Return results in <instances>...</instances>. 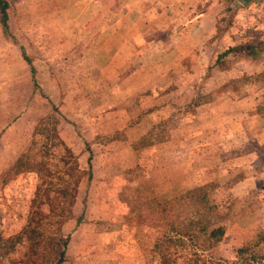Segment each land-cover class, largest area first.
Returning <instances> with one entry per match:
<instances>
[{
	"label": "rangeland",
	"instance_id": "obj_1",
	"mask_svg": "<svg viewBox=\"0 0 264 264\" xmlns=\"http://www.w3.org/2000/svg\"><path fill=\"white\" fill-rule=\"evenodd\" d=\"M9 1L11 32L35 66L38 87L20 48L0 33L4 236L21 231L35 209V190L48 187L35 172L10 168L54 105L60 136L81 171L72 218L62 226L70 238L64 264H155L154 231L162 234L165 222L152 228L128 221L133 215L121 202L125 195L150 200L207 193L213 208L202 218L226 233L200 254L204 264H242V247L246 258L264 255V162H258L256 179L238 184L252 171V157L226 149L227 135L242 140L240 114L252 117L264 107V0H202L209 4L203 10L214 15L213 27L198 37L199 24H184L177 38L170 37L181 26L170 23L173 8L162 16L159 8H136L129 24L113 21L117 9L94 0ZM177 10L192 14L195 8ZM129 29L133 36H126ZM242 46L258 52L230 51L216 62ZM229 104L236 113L231 119ZM215 113L219 118L211 119ZM259 124L252 118L253 129ZM52 174L43 179L57 182Z\"/></svg>",
	"mask_w": 264,
	"mask_h": 264
},
{
	"label": "trees",
	"instance_id": "obj_2",
	"mask_svg": "<svg viewBox=\"0 0 264 264\" xmlns=\"http://www.w3.org/2000/svg\"><path fill=\"white\" fill-rule=\"evenodd\" d=\"M11 9L9 0H0V28L5 40L20 48L30 68L33 85L38 87L35 66L10 31ZM240 50H247V56L258 52L255 46L229 48L216 62L230 51ZM52 111L53 114L38 119L29 144L10 168L18 173L35 172L42 185L48 187L40 185L35 190L32 197L35 209L28 215L20 232L11 236L0 232V264H64L67 261L70 238L62 233V226L72 218L81 171L73 151L60 136L57 116L61 114L54 105ZM52 172H55L57 182L43 179L53 175ZM121 202L130 207L133 215L127 217L128 221L134 220L138 225L149 222L152 228H159L161 220L165 222L162 234L151 228L157 235L151 246L155 264H197L200 261L204 264L200 254L216 247L226 233L223 226L202 218L213 208L207 193L194 198L182 195L171 199L152 197L150 200L131 199L125 195ZM42 206L47 210H39ZM247 252V247L237 250L242 264H249V260L254 264H264V255L251 252L250 258H246Z\"/></svg>",
	"mask_w": 264,
	"mask_h": 264
},
{
	"label": "crops",
	"instance_id": "obj_3",
	"mask_svg": "<svg viewBox=\"0 0 264 264\" xmlns=\"http://www.w3.org/2000/svg\"><path fill=\"white\" fill-rule=\"evenodd\" d=\"M94 3L99 6H107V7H115L117 9L116 18L113 19V21L119 22H126V23H133V17H136V8H147V7H152V8H159L162 13H160V16L162 14H169V12L172 10V8L175 10L174 14H172V17H170V23H178L181 24L180 29L176 30L174 32V35H170L172 38H177L182 32L184 31V24H191L190 26L194 27L195 24H199L197 28L194 30V33L198 35V37L203 36V33L205 32L206 29H209L213 27V19L214 15L209 14L210 12L206 10H203V6L208 7L209 4H204L202 0H94ZM194 7L195 10H193L194 13L190 14L189 12L187 13L186 11H181L177 10V8H185V7ZM127 8V13L125 14L122 13V8ZM171 8V9H170ZM198 10V12H197ZM155 11V10H154ZM156 14L159 12L156 9ZM196 12V13H195ZM143 15H146L144 18V22L148 20V12H145ZM159 18V15L157 16ZM142 17H140V21ZM166 22V20L164 21ZM206 22L207 26L206 28L202 27V24ZM9 27H10V17L8 20ZM189 26V27H190ZM11 31V27H10ZM143 32V31H142ZM0 33L1 37L5 40L2 30L0 28ZM12 33V32H11ZM134 31L128 30L126 33V36H133ZM192 33V32H191ZM13 35V34H12ZM14 36V35H13ZM137 37V36H136ZM135 38V37H134ZM11 44L10 42H8ZM123 44L119 43V46H122ZM129 45V44H128ZM17 46V45H16ZM115 54H118L117 52ZM215 102L213 103V105ZM232 104V103H231ZM229 104L228 109H227V118L231 119V117H235L236 113L235 112V106ZM230 108V109H229ZM238 112V111H237ZM253 115L252 117L247 116L248 114L242 113L240 114V119L242 121V140L240 142H235L234 140L230 139V135H227V138L229 141L226 143V149L227 150H236L238 148L243 149L244 151V158L246 157H252V159L248 164V167L252 169V171H249L244 177L241 178L238 182V184L245 183V182H250L253 181L252 177H255L256 179V169L258 167V162H264L261 161L262 156H264V107L260 112H252ZM218 113H215L214 115L211 116V119H214L216 117L219 118ZM4 115L3 117H5ZM253 119H258L260 124L256 129H253L255 127L250 126V122ZM249 125V126H247ZM237 143V144H235ZM219 145H223V143H219ZM225 147V146H224ZM261 151V153H260ZM258 173V172H257ZM260 174H263L260 173ZM250 190H248L249 192ZM248 194L247 191H244V195Z\"/></svg>",
	"mask_w": 264,
	"mask_h": 264
}]
</instances>
